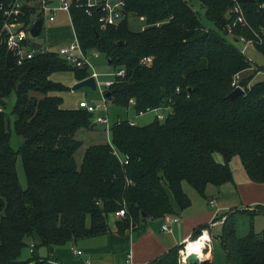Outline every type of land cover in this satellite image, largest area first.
<instances>
[{"label": "trees", "instance_id": "1", "mask_svg": "<svg viewBox=\"0 0 264 264\" xmlns=\"http://www.w3.org/2000/svg\"><path fill=\"white\" fill-rule=\"evenodd\" d=\"M9 1L0 0V6ZM31 1L21 14L29 26L41 17L37 0ZM123 1L124 19L104 30L97 13L88 16L73 5L75 34L87 55L97 52L122 70L103 91L108 102L137 114L169 113L142 126L126 117L115 120L109 142L88 146L80 164L75 154L82 143L75 135L91 126L93 115L79 107L62 108V97L51 94L70 88L50 76L71 72L79 82L90 70L68 64L53 51L7 70L6 48L0 43V264H60L51 255L54 248L109 234L108 217L122 208L125 217L114 221L120 235L137 231L149 219L174 215L169 194L179 210L189 208L183 182L204 197L206 186L233 182L230 164L235 158L250 181L264 184V81L249 83L254 75L242 77L253 63L233 44L236 36L251 38L256 32L261 41L253 48L264 57V0H236L245 27L232 26L230 0ZM130 15L143 21V30L130 28ZM145 57L151 58L149 65L140 63ZM235 74H240L243 93L230 98ZM12 93L15 102L7 114L6 98ZM12 129L22 138L16 150L10 144ZM17 156L24 189L16 173ZM126 156L127 164L120 162ZM238 212L247 213H227L216 237L225 263L264 264V231L255 232L252 224L239 235ZM206 227H196L189 239L196 240ZM27 239L32 240V255L22 260ZM182 246L148 264H179ZM38 247L49 255L39 257ZM203 264L215 263L211 257Z\"/></svg>", "mask_w": 264, "mask_h": 264}, {"label": "crops", "instance_id": "2", "mask_svg": "<svg viewBox=\"0 0 264 264\" xmlns=\"http://www.w3.org/2000/svg\"><path fill=\"white\" fill-rule=\"evenodd\" d=\"M68 37L64 36L58 42L66 41ZM231 165L233 182L218 187L206 186L204 197L187 192L191 205L185 210H179L169 194L175 212L173 216L178 217V221L170 224L168 230L161 229L164 218L149 219L144 227L137 231L128 230L123 235L118 234L112 226L111 232L107 235L85 239L75 245L54 248L51 255L60 264H125L129 257L134 264H148L170 249L184 244L196 227L207 225V234L212 236L207 259L212 257L215 264H226L224 251L216 237L228 214L233 210L247 211L234 215L236 219L240 216L238 221L245 215L251 219L256 215L264 217V184L250 181L243 169L234 166L236 169L234 170ZM214 219L221 220L213 222ZM216 247L219 252L217 250V254L214 255ZM71 248L81 250L82 254L73 255Z\"/></svg>", "mask_w": 264, "mask_h": 264}, {"label": "built area", "instance_id": "3", "mask_svg": "<svg viewBox=\"0 0 264 264\" xmlns=\"http://www.w3.org/2000/svg\"><path fill=\"white\" fill-rule=\"evenodd\" d=\"M80 1L83 3L80 4ZM234 3V6L232 8V12L234 14V20L232 26L240 25L242 27L247 26V20L245 18L244 12L241 8V6L238 4L236 0H230ZM33 4L31 0H10L7 5H1L0 9L2 10L3 14V20L0 22V43H3L7 51L12 52V57L15 66L22 65L25 61L30 60L34 58L38 54H43L46 52H49V49L47 47H43L41 45V48L38 50L31 49V43L33 41H36L35 38H33L30 35V28L32 25H26L24 22L21 21V14L23 13V8L25 5L30 6ZM80 6L83 7L84 12L88 16H92L94 13L98 14L97 22L99 25V28L101 30L107 29L109 27H117L121 21L125 17L124 13V7L125 3L123 0H37L36 1V8H37V14L40 15V18H43V28L44 23L47 20L49 23L56 22V18L58 13H63L66 15V19L68 22V29L70 31V38H68L65 44H63L57 51V55L65 60L68 64L77 67V68H84L88 67L90 70L89 77H93L95 79L96 87L98 86L97 78L98 75L96 72L91 71L90 69V63H89V55L95 54L97 55V52H91L89 55H87L75 34L74 26L72 22V17L70 14L71 7ZM39 19V18H38ZM36 21V20H35ZM42 28V30H43ZM141 30L144 29V26L140 28ZM229 35H232V29L230 26H228L227 31ZM234 36L232 37V39ZM261 41L260 36L253 32V36L251 38H246L244 36H236L234 38V42L240 43L243 53L248 47H253L255 44L259 43ZM141 64L149 65L151 63V58L145 57L141 59ZM122 70L120 72H116L115 75H121ZM88 78V77H87ZM239 79L240 74H235L231 81V87L233 89L240 88L239 86ZM112 82L106 83V86H109ZM103 105L102 108L104 111H107L106 108V102L107 100L104 98L103 92ZM130 105H134L133 100L129 101ZM79 108L86 109L89 113H91L93 116L97 111L98 106L88 104L85 101H81L78 104ZM161 110V109H160ZM159 109L154 110L155 112H159ZM167 110V109H166ZM143 113H136V115H141ZM166 114H157L156 118L159 120H163ZM96 122L105 125V129L107 132H109V129L111 127V122L109 121L108 116L96 117ZM130 124H135L133 121H130ZM114 154L117 156L116 151H114ZM120 162L127 164V156L126 157H120ZM113 216L115 219H122L125 217V209H119L116 211ZM164 223L162 224L161 229L163 231H166L169 229V225L172 223H175L178 221V217L176 216H165L163 217ZM207 233L206 230H204L196 240L191 241L190 239L185 240V243L182 244L184 249H179L180 258H179V264H186V260L188 258L187 256V245L189 243H195L200 240L201 237H203V234ZM208 235V234H207ZM209 239L207 241H204V250L203 255L206 257H197L200 259H207V256L209 254ZM32 245L30 246V251H32ZM71 252L75 256H80L82 254L81 250L71 248ZM125 264H134L131 257L126 261Z\"/></svg>", "mask_w": 264, "mask_h": 264}, {"label": "rangeland", "instance_id": "4", "mask_svg": "<svg viewBox=\"0 0 264 264\" xmlns=\"http://www.w3.org/2000/svg\"><path fill=\"white\" fill-rule=\"evenodd\" d=\"M196 10H197V14H198L201 22L206 24V21L203 17V12L200 9H196ZM57 19L58 20L54 23H49L46 20L44 23V28H43L40 36L35 38L36 42L40 43L44 48L47 47L49 49V51H53V52H56L63 44H65L67 42V41L58 42L60 40V38L63 39L64 36H65V38H67L68 36H71V35H69L70 32L68 29V22L66 19V15L63 13H59ZM128 22H129L130 28L134 31L139 30L144 25L142 20H140L134 16H131V15L128 16ZM228 35H227V37H229ZM230 37L228 38L229 40H230ZM68 38H70V37H68ZM231 39H232V37H231ZM233 44L236 48H238L239 50H242L240 43L233 42ZM243 54L245 55V57L248 60H250L253 63V65L249 71L241 74L242 77L245 80H248L251 77V75H254V78L252 80H249V83L264 81V57H262L259 53H257V51L253 47H248L243 52ZM88 60L90 63L91 71L94 70V72H96L98 75V78H97L98 86L96 87L95 90H92V89L86 88V87H83V88H80L77 90H72V86L74 85L73 82L76 80L74 78V75L71 72L55 73V74H52L50 76V80H52L54 82L62 83V84L66 85L70 88V90L66 91V92L52 93L51 94V95H56V96L62 97V99H63L62 108H64V109L77 108L79 102H81V101H85L88 104L98 106L96 113L94 114L93 118L91 119V123H92L91 125H94V127H93L94 129L92 130V129H90V127L88 129L83 128V129L79 130L75 135V138L82 143V146L77 150V152L75 154V159H76L78 164H80V162L83 158L85 149L88 146L93 145V144H101V143L109 142V133L106 131L105 125L96 122L97 116H101V117L108 116L111 124L115 120L123 119L126 117L128 120L133 121L136 125L142 126V125H147V124L151 123L155 119L157 114L169 113V109H167V110H160L159 112L149 111V112H146L145 114L136 115V113L132 110V108H128V109L117 108V107L113 106L108 101L106 102L107 111H104V109L102 108V105H103L102 92L107 87L106 83L112 82L114 80L116 70L108 64L104 55L91 54V55H89ZM14 102H15V94L12 93L6 98L5 112L7 114L10 113V111L14 105ZM21 143H22V138L19 136H16V134L14 133V131L12 129L11 139H10V144H11L12 148L15 150L18 149V147L20 146ZM217 159H218V156H217ZM231 164H232L231 166L234 168V170H236L235 167H239L240 169H242V166H241L238 158L233 159ZM16 173L18 176L19 184L24 189L26 187V179H25V174H24V170H23L22 161H21L20 156H17V158H16ZM182 186H183V190L186 194H188L187 192L194 193L195 195L198 194L186 182H183ZM239 217H237V218L239 219ZM241 217H243V216H241ZM114 221H115V217L113 215H109L108 223H109V226L111 227V229L113 228L112 226H114ZM252 224H253L255 232L264 231V217L263 216L256 215V216H253V218L251 219V218H249V216L245 215L241 221L240 220L238 221L239 235L242 236V235L246 234L250 228V225H252ZM216 229L217 228H215V230ZM208 239L211 242L212 236L208 235ZM26 242L28 244V247H26L22 251V255H21L22 260H26L29 257H31V255H32L30 252V246L32 244V240L27 239ZM181 249H184V247L182 246ZM217 250L219 252V249L216 247L214 249V255L217 254ZM36 254L39 257H46L49 255V253L45 247H38L36 249ZM179 258H180V253L178 251V262H179ZM218 261H219V259H218Z\"/></svg>", "mask_w": 264, "mask_h": 264}, {"label": "water", "instance_id": "5", "mask_svg": "<svg viewBox=\"0 0 264 264\" xmlns=\"http://www.w3.org/2000/svg\"><path fill=\"white\" fill-rule=\"evenodd\" d=\"M42 28H43V18H39L37 19L32 27L30 28V35L33 37V38H37L40 36L41 32H42ZM41 48V44L36 42V41H33L31 43V49L33 50H38ZM15 67V64H14V61H13V57H12V52L9 50L7 51L6 53V56H5V68L7 70H10V69H13ZM121 71V68H118L116 69V72H120ZM83 87H86V88H90L92 90H95L96 89V83H95V79L93 77H88L82 81H79V82H76L73 86H72V90H77V89H80V88H83ZM243 93V90L241 88H236L234 89L229 97L230 98H235L239 95H241ZM90 129H93V125L90 126ZM145 217V215H143ZM208 259H200V258H187L186 260V264H203L207 261Z\"/></svg>", "mask_w": 264, "mask_h": 264}, {"label": "bare ground", "instance_id": "6", "mask_svg": "<svg viewBox=\"0 0 264 264\" xmlns=\"http://www.w3.org/2000/svg\"><path fill=\"white\" fill-rule=\"evenodd\" d=\"M208 240V235L207 233L203 234V237L200 238L198 242L195 243H189L187 245V256L188 258H196V257H206L204 256L203 253V246H204V241Z\"/></svg>", "mask_w": 264, "mask_h": 264}]
</instances>
